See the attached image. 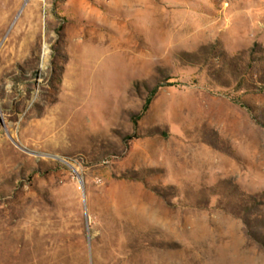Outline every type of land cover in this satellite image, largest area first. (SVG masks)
I'll return each mask as SVG.
<instances>
[{"label": "rangeland", "instance_id": "rangeland-1", "mask_svg": "<svg viewBox=\"0 0 264 264\" xmlns=\"http://www.w3.org/2000/svg\"><path fill=\"white\" fill-rule=\"evenodd\" d=\"M154 263L264 264V0H0V264Z\"/></svg>", "mask_w": 264, "mask_h": 264}, {"label": "trees", "instance_id": "trees-1", "mask_svg": "<svg viewBox=\"0 0 264 264\" xmlns=\"http://www.w3.org/2000/svg\"><path fill=\"white\" fill-rule=\"evenodd\" d=\"M151 101H152V99H149L147 102H146V104H145V106H144V111H146L147 109H148V107L150 106V104H151ZM140 117L141 116H137L135 119H136V121H138L139 119H140Z\"/></svg>", "mask_w": 264, "mask_h": 264}, {"label": "bare ground", "instance_id": "bare-ground-1", "mask_svg": "<svg viewBox=\"0 0 264 264\" xmlns=\"http://www.w3.org/2000/svg\"><path fill=\"white\" fill-rule=\"evenodd\" d=\"M155 264V263H154Z\"/></svg>", "mask_w": 264, "mask_h": 264}]
</instances>
